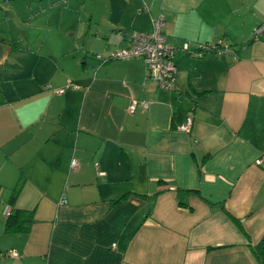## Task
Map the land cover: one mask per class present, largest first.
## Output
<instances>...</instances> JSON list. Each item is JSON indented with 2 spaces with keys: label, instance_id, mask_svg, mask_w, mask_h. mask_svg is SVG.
Returning a JSON list of instances; mask_svg holds the SVG:
<instances>
[{
  "label": "crops",
  "instance_id": "1",
  "mask_svg": "<svg viewBox=\"0 0 264 264\" xmlns=\"http://www.w3.org/2000/svg\"><path fill=\"white\" fill-rule=\"evenodd\" d=\"M104 5L53 34L0 29V264H259L264 0ZM160 15L169 89L109 59Z\"/></svg>",
  "mask_w": 264,
  "mask_h": 264
},
{
  "label": "rangeland",
  "instance_id": "2",
  "mask_svg": "<svg viewBox=\"0 0 264 264\" xmlns=\"http://www.w3.org/2000/svg\"><path fill=\"white\" fill-rule=\"evenodd\" d=\"M54 1L56 0H10L5 4V0H0V29L2 27L5 36L12 34L14 37L23 34L30 36L43 35L44 32L47 34L61 32L65 29V25L51 26V30L42 25L45 20L51 24L61 19L65 24L73 18L79 24L80 20L85 21L89 15L95 17L100 15L104 11V4L107 0H57L62 5L59 6L60 8L56 5L55 8L49 5Z\"/></svg>",
  "mask_w": 264,
  "mask_h": 264
},
{
  "label": "built area",
  "instance_id": "3",
  "mask_svg": "<svg viewBox=\"0 0 264 264\" xmlns=\"http://www.w3.org/2000/svg\"><path fill=\"white\" fill-rule=\"evenodd\" d=\"M163 25L164 19L160 15L152 20L150 31L134 33L127 46L115 49L110 56L118 59H142L147 77L154 80L159 87L169 89L172 88V80L177 76V68L173 61L174 50L167 44L162 31ZM254 33L255 36L264 33V24L257 26ZM203 47L207 48V46ZM213 48L217 49V47ZM139 104L146 105L145 102L131 99L129 110H134ZM189 123L190 119L182 128H187Z\"/></svg>",
  "mask_w": 264,
  "mask_h": 264
},
{
  "label": "trees",
  "instance_id": "4",
  "mask_svg": "<svg viewBox=\"0 0 264 264\" xmlns=\"http://www.w3.org/2000/svg\"><path fill=\"white\" fill-rule=\"evenodd\" d=\"M218 48V46H216ZM204 49H210L209 47ZM111 58V56H109V59ZM192 192V193H196V194H200L198 190H188L187 193ZM13 197L11 199V202L13 201ZM18 216H19V211L15 210L14 212H12L11 214L8 215L7 217V228H12L14 225H16L17 220H18ZM252 250H253V254L255 256V258L257 259V261L259 262V264H264V239H262L261 241H259L256 245L251 246Z\"/></svg>",
  "mask_w": 264,
  "mask_h": 264
}]
</instances>
